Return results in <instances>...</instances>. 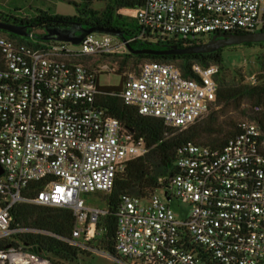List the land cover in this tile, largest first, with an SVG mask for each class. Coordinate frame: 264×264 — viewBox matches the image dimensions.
Masks as SVG:
<instances>
[{"label":"built area","instance_id":"2783aa9c","mask_svg":"<svg viewBox=\"0 0 264 264\" xmlns=\"http://www.w3.org/2000/svg\"><path fill=\"white\" fill-rule=\"evenodd\" d=\"M136 23L133 36L141 40L172 35L195 42L214 33L264 29V0H144ZM127 53L126 44L110 35L91 34L79 45L36 46L0 33V241H15L0 248V264H53L42 250L15 237L27 231L11 223L12 208L22 202L72 210L76 224L63 240L109 253L91 245L108 209L84 195L110 191L127 162L149 148L100 105V95L118 96L142 115L180 128L217 105L219 64L195 60L187 76L172 61L145 60L136 71L119 72L113 56ZM111 72L121 74V88L103 91L99 76ZM247 79L254 85L264 81V54L261 69ZM250 108L222 147L193 140L181 146L175 172L159 178L157 190L165 199L155 192L122 196L118 262L264 264L263 107ZM41 180L36 195H24L31 182ZM173 199L188 208L177 214Z\"/></svg>","mask_w":264,"mask_h":264},{"label":"trees","instance_id":"16d2710c","mask_svg":"<svg viewBox=\"0 0 264 264\" xmlns=\"http://www.w3.org/2000/svg\"><path fill=\"white\" fill-rule=\"evenodd\" d=\"M96 2H104L105 5L101 9H96L93 7ZM70 3L77 7L79 16L67 18L65 16L50 15L41 10V13L35 17L25 18L0 11V18L20 23H37L42 26L53 24V20L71 19L83 23H97L103 26L121 28L131 35L137 34L139 30L137 23L125 18L120 11L125 7L138 8L144 4V0H82V3L75 1ZM0 32L36 46L43 44V41L37 40L34 42L31 39L22 38L2 30ZM203 39L205 37H202ZM158 41L177 43L186 42L187 40L179 39L177 36L170 38L167 35H159ZM222 53L223 51L205 55L165 56L127 53L124 57L114 55L113 60L119 65V72L128 66L138 68V65L143 62L142 59L178 61V66L187 76L192 75L191 67L192 62L195 60L204 65L219 64L221 72L217 76V105L235 103L237 106H241L243 101L248 100L252 105L259 104L264 107V81L256 85L251 84L248 80L239 83L228 81L223 76ZM240 74L243 75V73ZM99 88L103 91H112L120 90L121 86L99 85ZM99 103L108 110L109 114L120 119L137 137H143L149 148L144 156L128 161L126 170L117 176L112 189L105 192L108 213L100 218L98 230H101V233L93 239L91 245H95L113 256H118L116 251L117 210L122 196L125 194L141 197L151 195L160 187V177L175 172L179 149L185 142L193 140L212 148H220L239 131V123H230L229 129L221 127L216 129L217 113L213 110L207 116L208 121L206 120L205 123L199 121L187 128L171 127L167 126L160 118L142 115L137 109L126 105L118 96L108 93L102 94L99 97ZM259 120L264 129V113L259 117ZM200 124H203V126H200ZM43 186L44 180L31 182L24 189V195L34 196ZM11 223L12 226L27 228V231L20 232L15 237L24 244L36 246L39 250H42L52 259L53 264H65L66 261L73 260L80 253L85 252L63 240L71 237L76 224L75 215L68 208L37 205L28 202L18 203L11 210ZM9 243H15V241L1 240L0 248L6 247Z\"/></svg>","mask_w":264,"mask_h":264},{"label":"rangeland","instance_id":"374dc122","mask_svg":"<svg viewBox=\"0 0 264 264\" xmlns=\"http://www.w3.org/2000/svg\"><path fill=\"white\" fill-rule=\"evenodd\" d=\"M71 1H75L77 3H82V0H0V11L6 14L18 15L20 17H35L37 14L42 11H46L50 15H59L65 16L67 18H73L79 16V11L77 7L70 3ZM104 2H96L93 7L96 9H101L104 7ZM121 14L132 21L136 22V14L137 8L125 7L121 9ZM1 34L7 35L5 33L0 32ZM100 38H102L103 34H97ZM170 38L174 36L170 35ZM31 39V38H29ZM181 39V38H179ZM36 42V39H31ZM263 54H264V43L255 44V45H247L240 46L238 48H232L224 50L222 53L223 63L222 67L224 69L223 76L232 83H239L241 81H246L247 76L252 72L259 71L263 64ZM104 58V56H99ZM261 59V61H260ZM148 59H142L141 61H145ZM96 59H91V62H95ZM99 61V60H98ZM100 61H102L100 59ZM106 61V60H104ZM176 65H178V61H172ZM129 68V69H128ZM123 68V71H136L137 68ZM241 71V72H240ZM240 73H243L241 75ZM99 82L102 86H121L122 85V76L119 73L111 72V73H102L99 76ZM252 103L248 100L243 101L241 106H237L235 103L229 104H218L213 109L216 111V129L224 128L229 129L230 123H239L242 119L248 116V114L252 111L251 107ZM212 110V111H213ZM244 110V112H243ZM264 113V107L263 111ZM259 115V117L262 115ZM207 117L200 120V122L205 123ZM208 121V120H207ZM199 122V121H198ZM197 123V122H196ZM203 126V124H200ZM156 195H158L161 199H165L164 194L160 190L155 191ZM86 201L90 204H94L100 207H106V193L98 192L86 194L84 195ZM171 206L173 210L179 214L180 209H187L188 206L176 199L171 200ZM129 264L130 261H128ZM65 264H121L116 260L114 256L104 251H95L89 250L83 253H80L77 258L73 260L66 261Z\"/></svg>","mask_w":264,"mask_h":264},{"label":"water","instance_id":"95a60500","mask_svg":"<svg viewBox=\"0 0 264 264\" xmlns=\"http://www.w3.org/2000/svg\"><path fill=\"white\" fill-rule=\"evenodd\" d=\"M0 30L26 39L38 41H62L79 45L91 34H104L123 41L129 52L135 55H195L212 54L240 46L264 43V29L249 32L214 33L210 37L195 42H163L139 39L121 28L103 26L97 23H83L76 20H53V24L13 22L0 18ZM169 199V197H167Z\"/></svg>","mask_w":264,"mask_h":264}]
</instances>
